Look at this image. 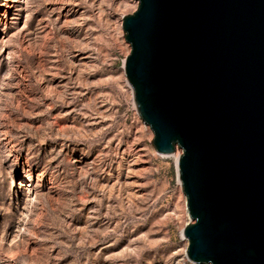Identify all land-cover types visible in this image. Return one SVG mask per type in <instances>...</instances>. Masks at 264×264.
<instances>
[{"label": "rangeland", "instance_id": "rangeland-1", "mask_svg": "<svg viewBox=\"0 0 264 264\" xmlns=\"http://www.w3.org/2000/svg\"><path fill=\"white\" fill-rule=\"evenodd\" d=\"M136 6L0 0V264H196L177 159L124 74Z\"/></svg>", "mask_w": 264, "mask_h": 264}, {"label": "water", "instance_id": "water-1", "mask_svg": "<svg viewBox=\"0 0 264 264\" xmlns=\"http://www.w3.org/2000/svg\"><path fill=\"white\" fill-rule=\"evenodd\" d=\"M125 77L177 172L196 264H264V0H137Z\"/></svg>", "mask_w": 264, "mask_h": 264}, {"label": "bare ground", "instance_id": "bare-ground-1", "mask_svg": "<svg viewBox=\"0 0 264 264\" xmlns=\"http://www.w3.org/2000/svg\"><path fill=\"white\" fill-rule=\"evenodd\" d=\"M177 150V149H176ZM175 150V151H176ZM174 151V156H175V158L177 159V161H178V158L177 157H179V153H177V152H175ZM28 214V213H27ZM21 225H20V223H18L17 222V224H16V227H15V229H14V231H13V238L14 237H18V236H20V234H21V232L23 231V227L21 228L20 227ZM186 250V249H185Z\"/></svg>", "mask_w": 264, "mask_h": 264}]
</instances>
